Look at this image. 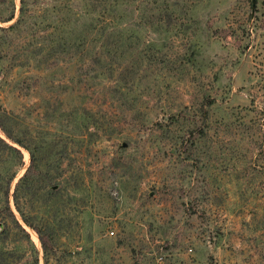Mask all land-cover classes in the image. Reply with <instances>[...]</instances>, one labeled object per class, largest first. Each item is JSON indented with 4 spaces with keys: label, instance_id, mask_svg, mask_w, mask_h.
<instances>
[{
    "label": "rangeland",
    "instance_id": "1",
    "mask_svg": "<svg viewBox=\"0 0 264 264\" xmlns=\"http://www.w3.org/2000/svg\"><path fill=\"white\" fill-rule=\"evenodd\" d=\"M0 105L49 264H264V0H0Z\"/></svg>",
    "mask_w": 264,
    "mask_h": 264
},
{
    "label": "trees",
    "instance_id": "2",
    "mask_svg": "<svg viewBox=\"0 0 264 264\" xmlns=\"http://www.w3.org/2000/svg\"><path fill=\"white\" fill-rule=\"evenodd\" d=\"M8 119L9 116L0 105V164H24L21 148L27 150L29 162L24 172L17 178L11 194H9L10 183L15 173L0 172V222L2 225L0 230V244L6 243L8 239L16 242H25V244H32L30 234L23 225L24 223L37 234L43 253V264H49V255L53 251L52 240L46 231L38 227V225H35L32 221L33 215L30 211L33 203L28 204L29 206L27 205L28 209L26 210L23 204L28 202L24 201L23 203L20 197V192L22 193L24 190H27V193H36L34 187L36 182L33 181L42 173L37 168L38 163L34 149L30 148L19 134L13 132L12 128L8 126ZM60 190L59 188L56 190L52 189L50 193L55 196L59 194ZM9 198H12L14 208H12ZM14 210L18 213V216ZM23 250L21 254H18L17 251L1 249L0 247V264H27L28 262L23 260L27 250ZM31 263L38 264V256H34Z\"/></svg>",
    "mask_w": 264,
    "mask_h": 264
}]
</instances>
